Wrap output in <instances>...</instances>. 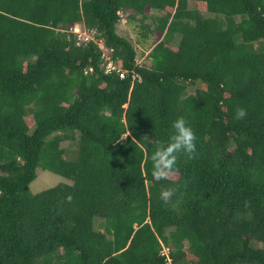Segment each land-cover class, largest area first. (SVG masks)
Here are the masks:
<instances>
[{
	"label": "trees",
	"instance_id": "trees-1",
	"mask_svg": "<svg viewBox=\"0 0 264 264\" xmlns=\"http://www.w3.org/2000/svg\"><path fill=\"white\" fill-rule=\"evenodd\" d=\"M118 12L138 44L161 35L149 66ZM75 25L129 74L105 73ZM178 116L196 151L156 180ZM38 168L71 183L32 194ZM162 247L264 264V0H0V264H168Z\"/></svg>",
	"mask_w": 264,
	"mask_h": 264
},
{
	"label": "clouds",
	"instance_id": "clouds-1",
	"mask_svg": "<svg viewBox=\"0 0 264 264\" xmlns=\"http://www.w3.org/2000/svg\"><path fill=\"white\" fill-rule=\"evenodd\" d=\"M246 115V109L240 107L235 111L234 118L241 119ZM173 133L167 142H157L152 153V175L156 180L167 179L177 170L178 155L184 154L191 158L196 151V133L184 116H178L172 121ZM147 139V138H146ZM175 188L166 187L161 197L168 200ZM71 197H69L70 199Z\"/></svg>",
	"mask_w": 264,
	"mask_h": 264
},
{
	"label": "rangeland",
	"instance_id": "rangeland-1",
	"mask_svg": "<svg viewBox=\"0 0 264 264\" xmlns=\"http://www.w3.org/2000/svg\"><path fill=\"white\" fill-rule=\"evenodd\" d=\"M146 14L152 15V14H158V13L148 9V10H146ZM135 23L129 24L127 21H123L122 23L117 24L116 31L119 35L129 39L132 42V44L135 46L136 55H137V57L139 56V58H138L139 64L141 66H149L150 61L147 59V57L145 58V54L150 49V47L153 45V43H155L161 39V35L156 34L155 36L146 40V42H144L142 45L138 44L137 38H139L138 32L140 30L137 28H133V25ZM146 23H151L150 19H148L146 21ZM178 41H179V38L176 37L174 43L177 44ZM192 91H193V89L190 90V92H192ZM36 174H37L36 179L29 185V190L32 194H36V193H39L41 191L47 190V189L52 188V187H54L60 183H67V184L71 183L69 180H67V179H65L59 175H56V174L51 173V172L46 171V170H42L40 168L37 169Z\"/></svg>",
	"mask_w": 264,
	"mask_h": 264
},
{
	"label": "built area",
	"instance_id": "built-area-1",
	"mask_svg": "<svg viewBox=\"0 0 264 264\" xmlns=\"http://www.w3.org/2000/svg\"><path fill=\"white\" fill-rule=\"evenodd\" d=\"M118 16L120 18L119 23L126 21L121 12H118ZM69 31L75 35L74 40L76 46H85L90 43H93L97 46V48L101 52V60H102L101 67L105 73L116 72L118 73L120 79L125 78V76L129 74L127 70L121 69L120 66H118L113 62L111 57L112 50L105 46L102 39H96L95 31L87 30L79 25H75L73 28H70ZM135 64L140 65L138 57L135 58ZM130 73L132 80H135L136 75L134 74V72L131 71ZM168 253H169V248L162 247V250L160 252L161 256L166 257L168 264H171V259L168 257Z\"/></svg>",
	"mask_w": 264,
	"mask_h": 264
}]
</instances>
